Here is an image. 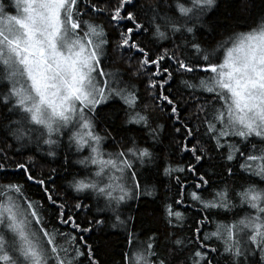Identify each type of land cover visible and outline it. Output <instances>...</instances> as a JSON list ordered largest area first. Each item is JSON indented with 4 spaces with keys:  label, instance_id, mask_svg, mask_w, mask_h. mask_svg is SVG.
Wrapping results in <instances>:
<instances>
[{
    "label": "snow or ice",
    "instance_id": "obj_1",
    "mask_svg": "<svg viewBox=\"0 0 264 264\" xmlns=\"http://www.w3.org/2000/svg\"><path fill=\"white\" fill-rule=\"evenodd\" d=\"M242 2L246 7L249 0ZM137 7L138 0H0V264H105L97 238L85 234L93 225L103 231L106 224L123 230L120 264H220L217 256L227 264H264V15L246 31L209 42L198 32H215L207 16L219 7L217 0H156L140 8L146 23ZM124 21L131 26L120 31ZM106 24L118 31L115 50L135 53L131 76L148 72L151 105L140 107L135 81L105 70ZM140 33L151 36L152 47L136 39ZM177 78V91L194 101L183 109L187 118L173 95ZM109 105L112 114L123 113V133L135 130L125 125L140 126L152 145L125 135L114 151L105 152L110 134L97 131V120L108 119L111 114L103 110ZM150 108L167 109L171 128L163 138L169 147L176 145L174 152L190 155L187 164L161 159L154 150L165 125L153 121ZM61 148L65 171L73 163L83 169L69 181L79 194L71 206L49 187L57 169L35 171L36 152L54 159ZM22 149L30 153L26 159L12 161L25 155ZM73 151L87 155L71 161ZM148 164L175 182L177 198L163 204V231L138 235L123 207L154 195V188L142 189L137 170ZM205 164L218 168L225 181L235 177L244 183L239 190L227 182L213 188L217 173L201 172ZM31 186L50 206V218L41 201L29 196ZM82 199H92L97 213L83 222L78 213L90 206ZM237 207L245 209L243 216L237 213L227 223L213 219ZM191 208L195 213L186 228ZM210 224L213 230L205 231Z\"/></svg>",
    "mask_w": 264,
    "mask_h": 264
},
{
    "label": "trees",
    "instance_id": "obj_2",
    "mask_svg": "<svg viewBox=\"0 0 264 264\" xmlns=\"http://www.w3.org/2000/svg\"><path fill=\"white\" fill-rule=\"evenodd\" d=\"M156 0H138V7L137 11L140 12L142 17L141 22L146 23V19H144V14L140 11V8L148 5V4H155ZM219 5L218 8L213 9L211 12L208 13L207 20L211 25H214L216 30L215 32H210L207 29H201L198 32V37L204 40L211 42L214 38L219 39L221 36L231 34L232 32H240L246 31L247 27L252 24L254 19H258L259 16L264 15V0H249V3L245 7L242 0H217ZM98 22L104 23L101 19ZM131 24L127 21H124L120 24L119 30L122 31L125 27H130ZM106 32L109 36L110 46L106 49L108 54V58L105 60V64L108 67L105 69L106 71L112 72H119L122 77L127 79H131L136 82L137 87L139 89V95L141 98L140 107L143 108L144 104L151 105V100L145 91L147 87V79H148V72L145 71V74L141 76L139 79L132 77L131 74L128 72L129 63L135 65L137 61L135 59H130L135 55L134 52H129L126 50H115V45L118 40V31H113L110 25L106 24L105 27ZM136 39L141 41L147 45L148 47H152L148 43L151 36L148 33H140L137 34ZM167 43V42H165ZM179 85V78L172 82L173 88V95L177 97L181 104V113L184 118H187L189 115L188 111H184L183 109L186 108L188 105L194 103V101L183 92V90L178 89ZM118 103V102H114ZM151 111V108H150ZM161 111H151V116L154 122L164 124L165 125V133H162L161 142L154 145V150L160 154L161 159L165 157L171 162L175 159L178 162L187 164L191 157L187 153H179L174 152L176 145L173 144L169 147L168 139H164L167 130L171 128V124L168 122L167 116ZM103 114H111L109 115L107 120H97L98 128L97 131L100 132L101 135H104L105 132L109 133V138L104 141L103 150L105 152H112L116 149L117 143L120 142L124 136L129 137H136L138 143L141 146H148L152 145V140L148 138V130H140V126L137 125H125V128L128 129H135L134 131H128L126 134L121 131L120 121L124 119L123 113L116 112L112 114V105L105 106L103 110ZM116 116L120 117V120L116 119ZM3 139V133L0 132V140ZM64 141H67V137L65 136ZM176 139L179 141L180 135L176 134ZM9 143H14L13 141H9ZM35 149V145L31 146ZM43 150L47 149L46 145L42 146ZM25 155L20 156H13L11 159L12 161L16 160H25L27 154L26 149H22ZM57 156L53 158L44 157L41 159L42 151L35 153L36 163L39 165L35 169L37 175H40L41 171L49 172L52 168L57 169V172L53 174V179L55 180V185L49 184V187H55L56 192L53 195H56L63 200H66L69 206L74 205L77 200L74 197H77L79 194L72 191L69 188V181H71L73 176L79 177L82 169V166L79 164L73 163L71 169L65 171L64 168L61 167L64 163V156H65V149H58ZM87 155V151L82 153H75L74 151L69 156L71 161H75L82 156ZM160 160L156 161V164H159ZM156 164H148L144 167L138 168V172L142 175L140 176L141 187L147 188L148 190L155 189L154 195L152 196H141L139 199L129 200L127 204L123 207V216L132 217V220L129 224L130 229H134L135 232L139 235L141 232H145L147 234H151L148 232L149 229H160L163 231L165 228L164 223L162 222V214H163V204L165 202L172 203L174 198L176 197V185L174 181H169L168 178L164 177L162 168L160 169L159 174L156 171ZM145 168L151 169V171H145ZM209 172H216V175H212V186L213 188H222L225 185V182L228 185L236 190H239V185L243 184L244 181L238 178H229L225 181V178L219 175V169H211L205 164L201 168V172L203 171ZM182 176L187 177L188 174L184 173ZM191 190V189H189ZM29 196L33 200H40L41 204H43V211L46 213L47 218L51 217L52 210L50 206L46 203V201L41 200V193L35 187L31 186L27 189ZM212 189H209V193H205L204 195H210ZM82 203L89 205L90 208L88 209H81L78 213L81 222L87 220H91L93 216L97 215L96 209L94 207V201L92 199H82ZM190 203V202H189ZM238 203V201H237ZM186 205L180 206V210L184 211ZM246 208V206H245ZM195 208H191L187 211L186 215L189 218L186 224V228L188 225L192 223V218L194 217ZM239 213L240 216L245 214V209L237 207L233 209L232 212L228 213H221L220 217H214L213 219H221L224 222H231L233 219L236 218V214ZM99 218V217H98ZM87 226V225H84ZM61 229L68 231L66 226L60 225ZM93 231L90 234L92 237H96L97 239L94 240L95 244L98 247H101V258L105 261V264H120V253L123 248L126 247L123 240V230L120 228H112L109 224L103 226V231L96 229L93 225ZM214 225L210 224L205 229V231L213 230ZM114 233H119L116 235ZM159 234V233H157ZM183 235L187 236L189 233L185 230ZM141 239H145V236H141ZM215 246V245H214ZM258 257H250V259H257ZM217 260L220 261V264H227V261L224 259L223 256H217Z\"/></svg>",
    "mask_w": 264,
    "mask_h": 264
}]
</instances>
